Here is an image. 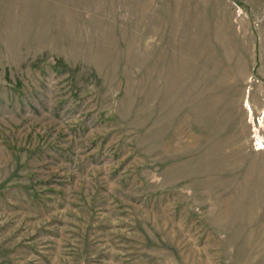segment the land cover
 <instances>
[{"label": "rangeland", "instance_id": "obj_1", "mask_svg": "<svg viewBox=\"0 0 264 264\" xmlns=\"http://www.w3.org/2000/svg\"><path fill=\"white\" fill-rule=\"evenodd\" d=\"M0 264H264V0H0Z\"/></svg>", "mask_w": 264, "mask_h": 264}]
</instances>
